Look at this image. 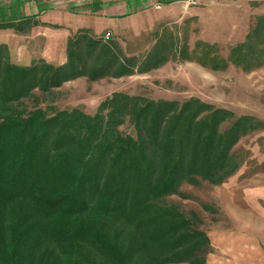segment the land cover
Segmentation results:
<instances>
[{
    "label": "trees",
    "instance_id": "obj_1",
    "mask_svg": "<svg viewBox=\"0 0 264 264\" xmlns=\"http://www.w3.org/2000/svg\"><path fill=\"white\" fill-rule=\"evenodd\" d=\"M102 38L75 33L57 66L17 65L0 46V264H205L207 234L163 200L184 182L220 184L233 175L241 159L232 149L259 123L244 115L219 131L228 110L203 117L212 106L196 98L179 103L122 91L92 115L79 108L24 113L21 100L35 88L160 64L152 62L159 52L136 68L135 56L122 58ZM242 47L233 50L238 64ZM126 121L135 135L120 130Z\"/></svg>",
    "mask_w": 264,
    "mask_h": 264
},
{
    "label": "rangeland",
    "instance_id": "obj_2",
    "mask_svg": "<svg viewBox=\"0 0 264 264\" xmlns=\"http://www.w3.org/2000/svg\"><path fill=\"white\" fill-rule=\"evenodd\" d=\"M187 8L175 10L184 15L181 22L149 32L146 39L132 33L121 39L118 34L102 38L116 43L122 58L135 56L136 68L152 64L145 63L147 57L160 52L159 59L152 60L160 62L158 67L119 77L79 76L48 92L35 88L20 107L25 114L35 108L48 116L79 108L92 115L106 97L122 91L179 103L196 98L212 106L200 114L203 117L216 108L228 110L230 117L220 123L219 131L230 128L240 116L254 117L259 126L241 136L232 149L241 159L233 175L220 184L184 182L177 194L166 195L163 201L177 206L194 228L207 234L205 264H264V0H200ZM35 24L32 18L14 24L16 41L10 50L5 32H0V46L12 63L43 60L47 45L43 31L31 30ZM248 38L249 44L242 47ZM237 47L246 53L242 64L233 59ZM120 130L135 135L128 121Z\"/></svg>",
    "mask_w": 264,
    "mask_h": 264
},
{
    "label": "crops",
    "instance_id": "obj_3",
    "mask_svg": "<svg viewBox=\"0 0 264 264\" xmlns=\"http://www.w3.org/2000/svg\"><path fill=\"white\" fill-rule=\"evenodd\" d=\"M199 1L0 0V32H5L10 50V45L15 40L14 24L30 18L36 20L38 24L31 30L37 28L43 31L44 44L50 47L44 48L41 58L46 62L54 60L56 64L59 62L57 65H61L67 58L68 38L80 30H86L95 38L105 37V32H109L112 35L118 34L119 39L131 33L135 37L146 39L149 32L157 33L163 26L181 22L184 15L175 13L176 9H188L190 2L197 4ZM22 36L27 38L24 34ZM140 51L138 48L136 52ZM50 63L53 64L52 61Z\"/></svg>",
    "mask_w": 264,
    "mask_h": 264
},
{
    "label": "built area",
    "instance_id": "obj_4",
    "mask_svg": "<svg viewBox=\"0 0 264 264\" xmlns=\"http://www.w3.org/2000/svg\"><path fill=\"white\" fill-rule=\"evenodd\" d=\"M106 37H109V32H105L104 34Z\"/></svg>",
    "mask_w": 264,
    "mask_h": 264
}]
</instances>
